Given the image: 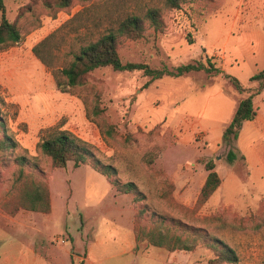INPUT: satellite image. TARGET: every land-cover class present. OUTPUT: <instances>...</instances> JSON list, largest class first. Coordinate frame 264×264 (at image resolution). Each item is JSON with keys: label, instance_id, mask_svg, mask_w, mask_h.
Segmentation results:
<instances>
[{"label": "rangeland", "instance_id": "rangeland-1", "mask_svg": "<svg viewBox=\"0 0 264 264\" xmlns=\"http://www.w3.org/2000/svg\"><path fill=\"white\" fill-rule=\"evenodd\" d=\"M166 1L72 0L70 8L51 17L43 0H4L6 17L23 37L0 51V88L10 104L5 130L19 143L15 150L0 147V237H16L20 242L15 243L34 250L37 256H26L25 264H264V192L249 190L242 148L234 142V163L227 161L224 142L217 155L226 157L218 165L221 177L226 183L230 175L245 180L243 189L227 183L207 204L197 205L207 175L200 162L213 160L207 159L213 155L212 136L170 123L185 113L197 115L213 88L224 91L218 99L224 113L230 110L228 101L249 95L237 91L227 76L246 89L259 88H253L258 82L251 77L264 69V49L257 45L264 36V0H185L180 9L169 8ZM148 8L160 11L163 27L157 30L145 20L142 38L120 36L123 62L172 69L210 60L221 73L165 77L147 86L149 78L140 71L103 68L68 94L57 90L52 70L33 53L57 33L54 62L62 68L71 49L118 28L132 14L143 17ZM98 106L105 110L99 117ZM53 127L91 144L96 158L112 165L116 175L97 172L92 159L88 165L69 162L55 169L37 150L43 132ZM3 133L0 127V142ZM21 155L27 157L24 164L17 162ZM20 168L48 185L51 213L18 208L24 190L16 184ZM113 182L134 183L138 194L119 192ZM135 226L196 238L197 244L192 251L147 242L137 248Z\"/></svg>", "mask_w": 264, "mask_h": 264}, {"label": "trees", "instance_id": "trees-1", "mask_svg": "<svg viewBox=\"0 0 264 264\" xmlns=\"http://www.w3.org/2000/svg\"><path fill=\"white\" fill-rule=\"evenodd\" d=\"M82 2H90L92 0H80ZM45 7L49 10L51 17H56L57 14L72 6V0H43ZM185 0H167L166 4L171 9H180L181 4ZM0 12L2 17L0 20V51L9 49L20 43L22 34L17 25L8 20L6 17V7L4 0H0ZM84 12L77 14L72 20H78ZM145 20L151 22L155 29H162L163 22L161 20L160 11L156 9H147L144 16L132 14L123 20L118 28H108L100 35L97 40L82 43L76 49H71L66 53L69 58L67 64L62 68H55V42L57 33H53L37 44L33 53L36 58L47 68L52 70V75L55 80L56 88L61 93L73 94L75 90L86 84L87 77L96 70L103 68H111L118 72H135L140 71L145 77L149 78L147 86L152 82L170 78H181L193 73L204 72L208 76H215L221 73V69L210 60L205 64L203 61L195 60L187 64L176 66L172 69L152 68L146 63L123 62L118 51V38L122 35H127L133 40L142 38L143 23ZM68 25V24H66ZM66 27V26H64ZM233 83L234 87L240 93L248 92L249 95L243 98L238 106L233 120L226 128L223 135V142L229 147L227 153V161L234 163L238 159V154L234 151L233 144L238 140L240 132L245 122L252 121L256 116L254 107V98L264 89V70H261L251 77V81L259 83L257 90L246 89L241 81L233 76H227ZM86 104L88 101L85 102ZM10 104L1 93L0 88V127L4 129L3 140L0 142V147L3 150L17 149L19 143L6 131L9 121L8 109ZM104 109L99 106L95 110L97 117L104 113ZM111 126L109 133L114 132ZM37 150L40 154L49 157L52 160L53 167L60 169L66 167L69 162H73L75 167L88 165L90 159L94 160L93 168L104 176L110 178L116 175V169L112 165L102 164L93 152L91 144L78 137L69 130L61 127H53L46 129L37 145ZM27 153L26 150H23ZM244 159V157L242 158ZM27 157L24 155L18 156V164H24ZM205 170L208 172V177L202 187L197 205H205L212 195L219 189L222 184V179L216 171V165L213 160H201ZM16 184H23L24 190L21 192L18 199V208L32 212L51 213V197L49 187L46 183L34 178L31 174L20 168L16 178ZM119 192L124 194H138L137 186L134 183L121 184L113 182ZM137 248L140 243L147 242L148 244L165 248L170 251L194 250L197 241L194 239L183 238L179 235H173L170 231L163 229H145L135 226L134 229ZM83 264V263H81Z\"/></svg>", "mask_w": 264, "mask_h": 264}, {"label": "crops", "instance_id": "crops-1", "mask_svg": "<svg viewBox=\"0 0 264 264\" xmlns=\"http://www.w3.org/2000/svg\"><path fill=\"white\" fill-rule=\"evenodd\" d=\"M257 45L264 49V36L260 37V39L257 41ZM182 78L183 77L178 79ZM214 85L215 84H213V86ZM258 87L259 83L257 85H254L253 88ZM223 94V90L213 88V90L208 95L206 105L201 111L198 112L197 115L185 113L183 115H180L178 118L172 117L170 120L171 125L177 126L179 128L181 127L186 130H194L195 128L202 129L203 134H200L201 137H210V135L212 136L210 146L213 148V155H211L207 159L213 158L217 172H219L218 165L220 160L226 158L217 155L221 148H223L224 132L233 120L238 106L242 100L234 99L231 102L228 101V103L230 104V110L227 113H224V105L223 103H219L218 100L221 97H224ZM254 107L256 109V116L252 121H247L244 123L239 138L236 141V149H238L239 146L240 148H242L243 154H240L239 156L244 157V161L246 162L247 168L249 169V172L246 175L249 180V190H256L261 193L264 192V89L255 96ZM219 176L221 177L220 174ZM207 177L208 172L207 175H203L202 177L200 185L201 189L204 186ZM221 179L222 184L219 189L212 195V197H214L216 193H218L223 187H225L227 183L230 188L236 187L240 189H243V185L244 183H246L245 180H242L241 182L235 181L234 175H230L228 177L227 183L224 178L221 177ZM241 196L243 195L241 194L240 197ZM212 197L208 200V202L211 201ZM216 201L217 203H219L218 200H213L211 204L214 205ZM15 238L16 237H13L12 240H7L4 238V236L0 237V264H25L24 258L26 256L33 258L37 256L34 250H25L23 245L15 243V241L20 242L18 238Z\"/></svg>", "mask_w": 264, "mask_h": 264}]
</instances>
